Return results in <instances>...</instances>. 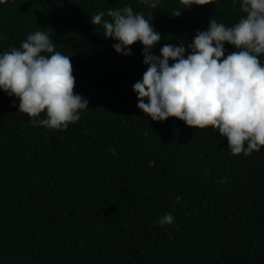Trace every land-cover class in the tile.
<instances>
[{"label": "trees", "instance_id": "1", "mask_svg": "<svg viewBox=\"0 0 264 264\" xmlns=\"http://www.w3.org/2000/svg\"><path fill=\"white\" fill-rule=\"evenodd\" d=\"M240 3H0V53L30 32H50L89 108L67 130H50L33 126L19 100L0 90V264H264V147L233 156L210 126L144 115L133 91L147 69L144 46L119 54L90 19L101 11L110 19L109 9L126 5L153 16L159 56L166 43L187 48L212 17L233 26L244 15ZM236 50L225 44V56ZM165 213L171 226L156 224Z\"/></svg>", "mask_w": 264, "mask_h": 264}, {"label": "clouds", "instance_id": "2", "mask_svg": "<svg viewBox=\"0 0 264 264\" xmlns=\"http://www.w3.org/2000/svg\"><path fill=\"white\" fill-rule=\"evenodd\" d=\"M139 2L155 9L160 0ZM215 2L181 0L183 9L189 10ZM240 11L244 15L233 26L212 17L207 30L197 31L187 48L184 43H166L159 56L152 52L162 39L150 23L153 16L146 19L126 5L109 9L110 19H104L103 11L90 19L94 26L102 25L106 39L117 41L113 44L117 53L130 56L136 42L144 46L147 69L133 85L137 107L144 115L157 122L176 118L195 129L210 126L227 139L233 156H250L264 147V63L260 59L264 56V0H241ZM180 14L181 9H176L173 17ZM49 33L30 32L19 48L0 53V90L19 100L18 112L26 114L33 126L67 130L80 120L82 111L89 110L88 101L75 93L70 56L56 51ZM226 43L237 50L225 56ZM42 113H46L43 119ZM111 151L117 155L115 149ZM181 200L178 196L176 203ZM174 222V216L165 213L156 224Z\"/></svg>", "mask_w": 264, "mask_h": 264}]
</instances>
